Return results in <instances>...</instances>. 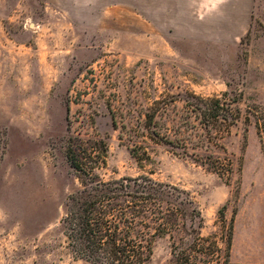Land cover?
Returning a JSON list of instances; mask_svg holds the SVG:
<instances>
[{
  "label": "rangeland",
  "instance_id": "rangeland-1",
  "mask_svg": "<svg viewBox=\"0 0 264 264\" xmlns=\"http://www.w3.org/2000/svg\"><path fill=\"white\" fill-rule=\"evenodd\" d=\"M253 5L243 34L217 39L158 34L155 0H0V264H98L68 237L71 195L122 182L186 222L154 237L149 264L230 223L231 262L264 264V150L246 118L264 107V0ZM215 96L240 109L228 130L203 116Z\"/></svg>",
  "mask_w": 264,
  "mask_h": 264
},
{
  "label": "trees",
  "instance_id": "trees-1",
  "mask_svg": "<svg viewBox=\"0 0 264 264\" xmlns=\"http://www.w3.org/2000/svg\"><path fill=\"white\" fill-rule=\"evenodd\" d=\"M201 101L204 118L218 130H228L240 117L231 98L215 96ZM251 117L264 150V107L250 109L246 118ZM67 154L75 168L84 170L71 148ZM97 188L101 191L82 199L71 195L67 234L76 251L98 264H149L154 237L186 223L177 205H164L143 191L137 193L128 183H102ZM191 201L185 196L181 203ZM223 227L221 236L194 228L188 243H173V256L167 264H234L230 260L232 223Z\"/></svg>",
  "mask_w": 264,
  "mask_h": 264
},
{
  "label": "crops",
  "instance_id": "crops-1",
  "mask_svg": "<svg viewBox=\"0 0 264 264\" xmlns=\"http://www.w3.org/2000/svg\"><path fill=\"white\" fill-rule=\"evenodd\" d=\"M253 4L254 0H155L158 34L162 23L163 30L185 31L186 36L199 38L241 35L250 27ZM15 10L13 7L8 16L16 20L24 16Z\"/></svg>",
  "mask_w": 264,
  "mask_h": 264
}]
</instances>
